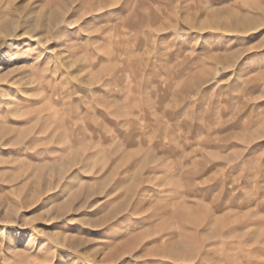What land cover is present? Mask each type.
<instances>
[{
  "label": "rangeland",
  "instance_id": "obj_1",
  "mask_svg": "<svg viewBox=\"0 0 264 264\" xmlns=\"http://www.w3.org/2000/svg\"><path fill=\"white\" fill-rule=\"evenodd\" d=\"M0 264H264V0H0Z\"/></svg>",
  "mask_w": 264,
  "mask_h": 264
}]
</instances>
